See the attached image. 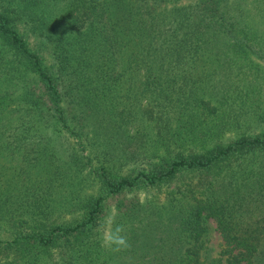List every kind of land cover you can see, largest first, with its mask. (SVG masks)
<instances>
[{
	"label": "trees",
	"instance_id": "1",
	"mask_svg": "<svg viewBox=\"0 0 264 264\" xmlns=\"http://www.w3.org/2000/svg\"><path fill=\"white\" fill-rule=\"evenodd\" d=\"M260 63L264 0H0V123L49 128L67 152L42 179L67 192L22 206L0 264H264ZM12 86L25 113L10 119ZM188 173L176 209L136 199ZM120 193L131 247L114 252L98 227Z\"/></svg>",
	"mask_w": 264,
	"mask_h": 264
},
{
	"label": "rangeland",
	"instance_id": "2",
	"mask_svg": "<svg viewBox=\"0 0 264 264\" xmlns=\"http://www.w3.org/2000/svg\"><path fill=\"white\" fill-rule=\"evenodd\" d=\"M260 64L264 66V63ZM19 91L21 90L18 87L12 86L11 88H7L6 93H3L11 97L7 108L10 119L25 113V106L22 105L21 92ZM237 130L240 131V129ZM54 134H56V138L52 137ZM231 135L232 132L227 133L225 134V138L231 137ZM59 136V133H50L49 128L43 126L40 128L37 126L29 127L17 121L9 124L0 123V232L3 238H7L9 233H11L13 229L11 224H13L14 220L17 221L19 218H25V213L21 211L23 205L28 204L32 199L41 195L52 200L54 197L60 196V193L67 192L65 186L63 189H61L62 186H56V188L49 187V190V188H46V185L42 184L43 177L54 176L55 169L52 170L51 163L54 159V154H57L60 159H67L65 156L67 152H64L60 146L61 140ZM238 164L234 165L233 168L237 167ZM87 171V168H84L83 172H81L82 174L79 173L76 177L82 181L81 194L92 193L97 186L96 182H90L88 176L87 178L84 177L85 174L83 173ZM194 180L195 178L190 173L180 175L157 189L138 191L135 193V196L140 203L150 204L156 210H174L176 209L175 204L178 202V199H173L171 191L174 192L178 186L184 187L187 182L194 183ZM128 197L129 194L127 193H120L119 195L116 194L108 197L105 200L106 205L102 221L111 210L115 209L114 207L117 203L120 202L122 205L127 204ZM176 197L180 196L176 195ZM61 209L62 207H60ZM58 214L59 208L50 216H58ZM70 217V214L64 213L63 220L66 221ZM160 220L165 221L162 216ZM209 222L213 228L212 220H209ZM14 225L18 224L15 223ZM211 227H209L206 238L208 240L207 244L215 246L217 250L219 236ZM98 229L103 231L100 226ZM45 261H51L53 264H61L58 255L54 254L41 263L43 264Z\"/></svg>",
	"mask_w": 264,
	"mask_h": 264
},
{
	"label": "clouds",
	"instance_id": "3",
	"mask_svg": "<svg viewBox=\"0 0 264 264\" xmlns=\"http://www.w3.org/2000/svg\"><path fill=\"white\" fill-rule=\"evenodd\" d=\"M118 210H111L103 219L100 227L103 229L101 235L102 246L114 252L125 251L131 247L123 224H117Z\"/></svg>",
	"mask_w": 264,
	"mask_h": 264
}]
</instances>
